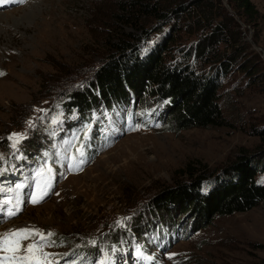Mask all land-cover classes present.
I'll return each mask as SVG.
<instances>
[{
    "label": "rangeland",
    "instance_id": "obj_1",
    "mask_svg": "<svg viewBox=\"0 0 264 264\" xmlns=\"http://www.w3.org/2000/svg\"><path fill=\"white\" fill-rule=\"evenodd\" d=\"M3 1L9 8L0 10V196L10 203H2L6 218L0 235L25 228L45 236L54 233L53 245L43 249L53 260L102 237H122V244L130 238L142 242L160 215L179 234L158 254L146 242L163 264L264 263V201L243 213L208 218L186 205L168 206L165 213L157 203L165 191H174L200 175L215 179L205 188L213 191L219 181L233 177L230 169L241 157L256 160L264 150L259 137L250 133L264 129V0H251L258 11L257 26L252 28L236 17L239 28L233 37L238 44L232 42V47H222L218 54L225 60L240 46L241 61L249 58L258 66L253 81L235 64L219 79L218 103L230 126L178 131L169 123L172 111H165L164 105L171 107L169 100L148 91L141 96L129 94L126 103L131 101L134 108L148 112L144 116L148 128L114 140L103 130L101 138L108 137V143H102L82 168L71 160L74 154L69 158L60 154L70 139L53 142L70 125L74 131H83L87 116L94 118V111L105 104L97 97L96 107L85 115L71 105L64 110L66 88H82L90 82L117 35L151 31L141 48L145 52L153 43L168 39L171 27L153 33V25L145 19L122 25L116 20L124 14L122 0ZM224 5L227 8L225 1ZM173 37L166 54L169 63L185 60L183 50L192 51L197 43L196 37L183 31ZM194 65L200 74L222 68L215 59ZM116 105L112 103V108ZM157 114L163 116L158 119ZM13 133L24 135L16 149L8 139ZM37 147L36 160L45 161L33 174L34 194L46 193L44 201L33 203L31 198L38 205L19 208L10 217L7 209L19 203L16 186L26 180L25 172L34 162L29 153ZM256 180L264 182V172ZM38 240L37 236L22 241L20 254ZM4 255L0 252V257Z\"/></svg>",
    "mask_w": 264,
    "mask_h": 264
},
{
    "label": "trees",
    "instance_id": "obj_2",
    "mask_svg": "<svg viewBox=\"0 0 264 264\" xmlns=\"http://www.w3.org/2000/svg\"><path fill=\"white\" fill-rule=\"evenodd\" d=\"M120 10L124 14L116 16V20L124 26L145 19L150 26L153 25V33L170 25L172 35L168 36V39L153 43L151 49L145 51L146 53L141 48L144 41L149 40L151 31L143 30L140 35L123 33L117 35V38L113 39L116 43L112 45V49L105 53L101 64L92 72L90 82L82 88L72 86L66 88L67 97L61 104L62 108L66 110L71 105L85 115L88 110L96 107L97 97L102 99L105 107L111 108L112 103L115 102L130 105L131 101L126 103L129 94L141 96L148 91L153 97L169 100L171 107L164 105L165 111L167 109L172 111L169 115V123L178 131L230 126L218 103L217 91L221 87L219 79L235 64L252 80L258 71V66L250 62L249 58L241 61L243 51L240 46L225 60L218 54L222 47H232V42L238 44L233 37L234 30L239 28L235 21L236 17L252 28L257 26L258 11L252 1L122 0ZM180 31L192 34L197 38V43L192 46V51L183 50L185 60L169 63L166 60L168 46L173 44L175 41L173 36ZM210 59H215L222 68H216L213 74H200L194 64L201 61L207 63ZM159 115L161 114L156 116ZM87 117L89 119L84 127L91 122L90 116ZM84 130L74 131V125H70L58 137L74 132L80 138ZM250 133L259 137L264 148V129H253ZM37 149L38 147L30 151V157H33L31 160L38 156L40 150L36 153ZM257 157L256 160L246 156L241 157L240 161L230 169L234 173L233 177L229 175L230 178L226 177V180L219 181L220 184H217L213 191L207 192L205 188L211 186L215 179L200 175L188 184L178 186L174 191H165L157 203L165 213L168 211V206L186 205L204 218L249 211L264 201V182L256 180L258 174L264 172V150ZM159 217V223L150 227L177 233L168 241L161 242L163 252L171 242L176 241L179 234L175 225L163 222L168 219L167 217L162 218L160 215ZM121 240L122 237L117 240L114 236L98 238L88 247L78 248L65 256L70 260L75 256L94 259L110 243Z\"/></svg>",
    "mask_w": 264,
    "mask_h": 264
},
{
    "label": "snow or ice",
    "instance_id": "obj_3",
    "mask_svg": "<svg viewBox=\"0 0 264 264\" xmlns=\"http://www.w3.org/2000/svg\"><path fill=\"white\" fill-rule=\"evenodd\" d=\"M23 2V0H20ZM2 75V73H0ZM29 126L31 127V121H29ZM24 138V135L21 133H13L11 134L8 139L12 142L11 147L13 149L17 148V145L21 142ZM80 155L82 156L83 153L81 152ZM83 163V161H81ZM78 167V165H77ZM17 188H22L23 185H17ZM43 194L32 196V202L38 203L40 199H42ZM10 201H4L3 205L9 204ZM2 206V205H0ZM19 211V203L17 202L15 208H8L7 214L8 216L16 215ZM118 223H120L118 221ZM54 233H47L45 234L40 233L38 230L32 229H18L3 235H0V252L5 253L3 257H0V264H54V261L50 259V254L43 252L45 247H49L53 245V241H51V237ZM39 237L38 241H34L27 245L26 248L23 249V254L21 255V243L22 241L29 240L33 237ZM141 253L137 250V256H140ZM100 264H106L105 261H101Z\"/></svg>",
    "mask_w": 264,
    "mask_h": 264
},
{
    "label": "bare ground",
    "instance_id": "obj_4",
    "mask_svg": "<svg viewBox=\"0 0 264 264\" xmlns=\"http://www.w3.org/2000/svg\"><path fill=\"white\" fill-rule=\"evenodd\" d=\"M5 8H2L1 10H4ZM52 39V38H51Z\"/></svg>",
    "mask_w": 264,
    "mask_h": 264
}]
</instances>
